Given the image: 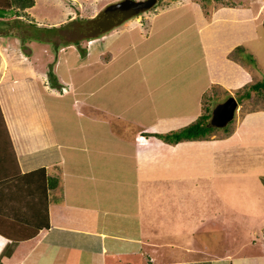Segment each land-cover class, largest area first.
<instances>
[{
    "label": "crops",
    "instance_id": "obj_1",
    "mask_svg": "<svg viewBox=\"0 0 264 264\" xmlns=\"http://www.w3.org/2000/svg\"><path fill=\"white\" fill-rule=\"evenodd\" d=\"M63 8L69 16L70 7ZM189 8L192 22L161 34L157 20L172 13L174 23ZM248 10L222 4L206 15L196 2H181L151 12L145 34L119 23L60 48L48 40L24 48L16 33H0V264H264V232L254 224L264 222L259 202L243 197L253 191L258 199L259 189L264 196V167L234 175L218 164L227 167L233 135L263 137L253 115L222 134L216 126L176 141L143 134L196 119L206 84L224 78L196 72L192 44L211 65L226 47L217 25L237 29L234 15ZM158 32L155 46L122 63ZM208 43H217L214 53ZM182 60L191 66L165 70ZM50 65L52 82L41 68ZM226 80L234 82V73ZM47 177H57V185H47ZM253 213L247 235H238Z\"/></svg>",
    "mask_w": 264,
    "mask_h": 264
},
{
    "label": "rangeland",
    "instance_id": "obj_2",
    "mask_svg": "<svg viewBox=\"0 0 264 264\" xmlns=\"http://www.w3.org/2000/svg\"><path fill=\"white\" fill-rule=\"evenodd\" d=\"M110 1L112 0H94L93 4L87 6L92 2V0L91 2H89L88 0H35L34 5L29 8V13L32 17L24 15L19 18L20 20H18L16 18H13L15 17L13 11L10 10V8L7 9L5 16H0V19H2L3 21L0 23V33L2 31L10 30L12 31V33L8 31L5 34L14 35V31H16V33H18L17 31H19L21 46H23L24 48H28L32 42H46L47 40L51 43L54 42L53 46L55 48H60L61 46H63L62 43L68 42L69 40L72 41L80 38L86 39V36L93 35L91 34L93 33L92 31L86 33L74 32L73 30L76 28L75 24L84 25V23L87 21V18H89L98 11H105L108 14L109 10H103L104 8L102 7ZM190 1L196 2L198 6L201 7L203 13H205L206 15H208L209 12H213L214 9H218L222 4L239 8H249L248 12L246 13L243 12L242 14L239 13L238 15H234L235 19H239V23L234 22L239 24V28L237 29H233L232 27H230L231 22H225L228 25L222 23L218 24L217 22L214 24H218V38L221 40V43L225 42L226 47H224V49L222 48V50L220 48L218 53L215 54L216 56L212 57L210 61L211 65L206 62L203 56H197L200 50V47L197 44H192L190 56L194 57V65H199L196 72L200 75H203L206 78L210 76V73L215 75L221 74L224 78V82H208L205 86L206 88H204L203 90V93L205 92V90L207 93H209V90L212 91L211 93L214 94L213 96L215 97L214 103H216L217 101L224 100L230 94H232L237 99L238 106L236 108L234 117L225 125V128L224 126L219 127L218 130H222H220L218 133L222 134L223 130L233 128L235 123L238 122L240 119H242L244 122V119L248 115L249 117L253 115L250 118L251 121L255 120L256 124L254 125L257 127V129L263 131V137L257 136L256 139L254 137H243L241 134L233 135L229 139V147L231 148V151L229 153L231 157L228 158L229 163L227 162V167H224L222 163H218L219 166L222 168H226V170H228L229 172L230 170L233 171L234 175L253 173L254 170H262V167H264V90L260 92H256L254 90L250 91L249 86L257 80L264 78V27L262 25V21L264 18V0H155L153 2V5H151L152 7L145 11H140L139 13L134 14L131 17H127L122 21L123 23L121 22L120 24H125L124 26H122L123 28L138 26L139 28H141L142 34H145V32L147 33L146 28L148 27L149 21L151 19L150 16L153 14H151V12L160 11L161 7L167 8V6L169 5H176L181 2L184 3ZM64 3L70 7L69 16L71 17H69L67 13H65L63 8ZM116 12L121 11L116 9L114 13ZM75 14L78 15L77 18H74ZM174 17L175 16L171 13L168 14L167 17H162V19L157 20L158 26L163 29L161 34L163 33L164 35H167L169 33H173L177 29H182V26L185 25V23H188L189 21L192 22L195 19L193 11L190 10V8L188 9V11H185L182 15H180V18L178 20L176 19L174 23H171L170 21ZM5 19H8L9 21H6ZM115 27L113 26L109 29H105L104 32L106 31L107 33L110 31H114ZM222 27L224 28L222 29ZM116 28L118 29V27ZM1 34L3 35L4 32ZM159 36L160 34L158 32L153 35L152 38H150V40L148 41L141 40V44H138L135 50L131 52H126L125 57L130 56L132 54V58H130L129 60L123 58L122 63L125 65L126 62L133 61L136 58L137 54L141 55L146 51V48L150 49L155 46ZM93 37L97 38V36H91L89 37V39ZM85 39L81 40L82 44L86 42ZM232 42H235L234 46L229 47L232 46ZM208 44L210 45V43ZM30 48L33 49L31 46ZM208 48H210L214 53L217 49V43L208 46ZM223 51L226 53L224 58L221 57V52ZM53 53L55 54V52ZM50 60L53 61L54 57L52 59L50 58ZM62 63L64 62L62 61ZM184 64H187V67L191 66V64H189L187 61L182 60L180 62H176L175 64L169 63V66L165 70L175 72L177 70H181V66H183ZM150 66L151 68L153 67V62L150 64ZM51 67L52 65H50L49 67L43 66L41 68L49 72ZM185 71L189 73L193 72V70H190V68H187ZM107 72L109 73L110 70H108ZM72 73L74 74V71ZM233 73L234 82H228V80H226V77L229 74L232 75ZM239 76L243 78V81H241V79L238 80L237 77ZM201 83H204V78ZM132 87H144V85L134 84L132 85ZM248 90L250 94L246 95V91ZM23 111L24 109L21 110V112ZM162 131V133L172 132L166 130L165 128H163ZM6 138L7 137L5 135V144L7 147ZM163 140L166 141V139L164 138ZM239 148L240 150H238ZM242 148L245 149L242 150ZM7 149L11 150V147ZM250 177L251 176L249 175L239 176V178L242 180H247ZM258 191L260 192L258 199L255 197L253 191L249 193H244L243 197L245 198V202L247 204L250 201L255 203L259 202V207L256 213H259V216H263L264 219V196L260 189ZM254 214L255 213H253L250 216L251 218H249L250 223L246 222L245 224H243V226L239 227L237 231L238 235H247V230L245 229V227H249V225L252 224ZM254 224L257 226L256 229L259 228V233L264 232V222L258 225V223L255 221ZM233 226L235 225H232L231 227ZM253 238H255V236H253L251 239ZM210 240L213 239L203 237L202 242L212 244L213 241ZM171 242H178L179 245L185 244L184 240H176ZM198 242V240H193L194 245H197ZM219 245L220 243H217V246ZM259 247L263 248V244L261 242L259 243Z\"/></svg>",
    "mask_w": 264,
    "mask_h": 264
},
{
    "label": "trees",
    "instance_id": "obj_3",
    "mask_svg": "<svg viewBox=\"0 0 264 264\" xmlns=\"http://www.w3.org/2000/svg\"><path fill=\"white\" fill-rule=\"evenodd\" d=\"M34 2H35V0H0V16L1 17L5 16V13H6L7 9H9V8H10V10L13 11V14L15 16L13 18H16L18 20H20L19 18L24 16V15L31 16L26 11V8L32 6L34 4ZM151 5H153V3ZM151 5L140 8L134 12L121 11V12L114 13L116 11L115 10V11L108 12V14H107L105 11H101L100 13H98L96 15L95 18H93V20H95V22L97 24H95V26H93V27L90 26V28H91L90 30L93 32L91 34H93V35H88L86 37L89 38L91 36H98L101 33H104L105 29H109V28L121 23L127 17H131L134 14L139 13L140 11H145V10L149 9L150 7H152ZM104 15H106V16L104 17ZM5 20L9 21L8 19H5ZM1 22H3L2 19H0V23ZM80 25H82V24H78V26H80ZM262 25L264 27V18L262 21ZM83 27H85V25L80 26V28H82V29L79 32L84 31ZM8 31H10V30H8ZM8 31H5V33H7ZM17 32L18 33H16V31H14V33H16L18 36H20L19 31H17ZM10 33H12V31H10ZM72 41L74 43H78L79 39H75ZM48 78H49L50 82H52L55 78L54 73L51 71V69L48 72ZM249 88H250L249 89L250 91L254 90L256 92L257 91L260 92V91L264 90V78L259 79L256 82L252 83L249 86ZM249 90L246 91V95L250 94ZM211 92L212 91L209 90V93H207L205 90V92L203 93L202 100H201V112L196 117V119L194 121L188 123L187 125L179 128L177 130L169 132V133L144 132L143 134L155 135V136L164 138L166 140H171V141L175 140L176 141L179 139L195 138L198 136H202V135H205L206 133H208L209 131L215 129L216 128L215 126H209L207 124L209 117L211 116V108L215 102V100H214L215 97L213 96L214 94H212ZM210 93H211V95H210ZM206 99L210 100V101H207ZM0 118H2L1 113H0ZM1 125L3 126L2 119H1ZM225 127L226 126H224V128ZM5 135L7 138L9 137L7 134L6 126H5ZM7 145H8V140H7ZM5 150H6V144H5ZM9 154H10V150H9ZM14 158H15V155H14ZM43 170L44 169L42 168V171ZM47 182H48L47 185H49L50 187H55L57 185L58 180H57V177H47ZM44 224L47 225L48 222L46 221V223H44Z\"/></svg>",
    "mask_w": 264,
    "mask_h": 264
},
{
    "label": "water",
    "instance_id": "obj_4",
    "mask_svg": "<svg viewBox=\"0 0 264 264\" xmlns=\"http://www.w3.org/2000/svg\"><path fill=\"white\" fill-rule=\"evenodd\" d=\"M153 2L154 0H118L107 4L103 10L111 12L118 9L119 11L134 12L151 5ZM237 106V99L232 94L224 100L214 103L207 124L216 127L225 126L234 117Z\"/></svg>",
    "mask_w": 264,
    "mask_h": 264
},
{
    "label": "flooded vegetation",
    "instance_id": "obj_5",
    "mask_svg": "<svg viewBox=\"0 0 264 264\" xmlns=\"http://www.w3.org/2000/svg\"><path fill=\"white\" fill-rule=\"evenodd\" d=\"M99 13V12H98ZM105 17V16H104ZM93 18H95V17H89V18H87V21L84 23V25H85V27H83V29H84V31H82L83 33H86V32H89V31H91L90 29V26H95V24H97L96 22H95V20H93ZM76 25V28L73 30L74 32H79L82 28H80V26H78V24H75ZM83 25V24H82ZM81 32V33H82Z\"/></svg>",
    "mask_w": 264,
    "mask_h": 264
}]
</instances>
